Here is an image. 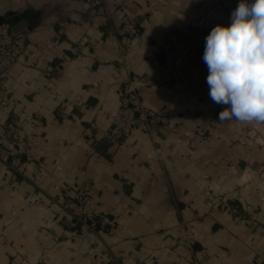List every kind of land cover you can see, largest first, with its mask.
Listing matches in <instances>:
<instances>
[{
	"label": "crops",
	"instance_id": "1",
	"mask_svg": "<svg viewBox=\"0 0 264 264\" xmlns=\"http://www.w3.org/2000/svg\"><path fill=\"white\" fill-rule=\"evenodd\" d=\"M172 1L0 0L27 41L0 84V134L30 141L18 171L0 146V264H264V123L219 122L203 59L240 0ZM122 68L153 81L142 101L164 117L115 144ZM83 191L96 229L56 203Z\"/></svg>",
	"mask_w": 264,
	"mask_h": 264
},
{
	"label": "clouds",
	"instance_id": "2",
	"mask_svg": "<svg viewBox=\"0 0 264 264\" xmlns=\"http://www.w3.org/2000/svg\"><path fill=\"white\" fill-rule=\"evenodd\" d=\"M219 122L264 123V0H240L230 26H215L203 56Z\"/></svg>",
	"mask_w": 264,
	"mask_h": 264
},
{
	"label": "built area",
	"instance_id": "3",
	"mask_svg": "<svg viewBox=\"0 0 264 264\" xmlns=\"http://www.w3.org/2000/svg\"><path fill=\"white\" fill-rule=\"evenodd\" d=\"M93 9H99L103 0H80ZM139 21L131 17L126 19L122 26V33L132 40L139 32ZM27 46L25 35H15L7 22H0V84L5 85L11 69L19 62L25 53ZM123 68L117 72V77L124 81L126 75ZM48 74V72H47ZM151 79L131 78L126 80L117 89L118 109L112 119L111 125L105 133V138L111 143H120L123 139L132 135L137 129L150 131L158 127L164 114L161 111L144 105L142 92L150 84ZM189 143V142H188ZM30 141L16 125L6 126L0 134V146L4 152L2 161L8 167L18 171L23 157L27 152ZM57 205L82 221L87 229H96L101 223L102 211L93 195L88 192H80L73 197L62 195L56 201ZM238 212V207H234ZM103 264H118L114 255H108Z\"/></svg>",
	"mask_w": 264,
	"mask_h": 264
},
{
	"label": "rangeland",
	"instance_id": "4",
	"mask_svg": "<svg viewBox=\"0 0 264 264\" xmlns=\"http://www.w3.org/2000/svg\"><path fill=\"white\" fill-rule=\"evenodd\" d=\"M176 1H178V0H176ZM176 1H174V2L172 1V3H175ZM211 14H212V13H211ZM211 14H210V15H211ZM258 143H260L261 145H263V144H264V142H263V141H259Z\"/></svg>",
	"mask_w": 264,
	"mask_h": 264
}]
</instances>
